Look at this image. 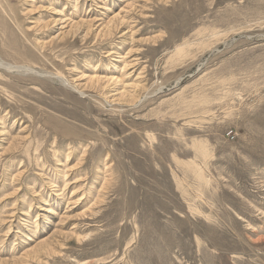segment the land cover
I'll return each mask as SVG.
<instances>
[{
  "label": "rangeland",
  "instance_id": "1",
  "mask_svg": "<svg viewBox=\"0 0 264 264\" xmlns=\"http://www.w3.org/2000/svg\"><path fill=\"white\" fill-rule=\"evenodd\" d=\"M0 264H264V0H0Z\"/></svg>",
  "mask_w": 264,
  "mask_h": 264
}]
</instances>
